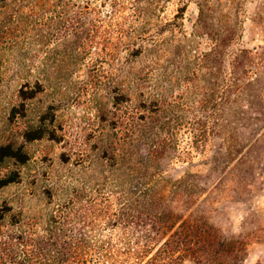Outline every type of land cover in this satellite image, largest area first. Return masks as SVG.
Listing matches in <instances>:
<instances>
[{
    "label": "rangeland",
    "instance_id": "374dc122",
    "mask_svg": "<svg viewBox=\"0 0 264 264\" xmlns=\"http://www.w3.org/2000/svg\"><path fill=\"white\" fill-rule=\"evenodd\" d=\"M178 1L171 0L166 10L159 13L161 20L174 17ZM200 1L188 3L184 19L179 21L180 27L176 30H164V27L159 30L155 24L158 20L151 16L152 28L146 32L149 35L139 29L135 36L124 40L121 28L127 30L128 25L110 7L93 8L89 27L84 24L81 8L71 6L64 14L67 24L61 26L56 18L48 29L35 26V6L29 7L32 6L29 3L35 5V0H7L3 17L18 13L24 20L19 30L0 44V146L21 147L27 161L11 160L2 165L3 175L15 173L18 180L0 189V212L6 213L0 220V264H86L87 247H79L76 252L79 256H74L72 261L67 236L54 232L50 217L57 204L69 198L72 188L91 191L100 186L120 192L122 187L129 186L123 170L111 167L110 158L117 152L115 145L119 139L123 147L116 149L129 148L126 141L130 127L118 128L117 120L121 115L129 123L142 99L131 88L134 72L148 74L150 64L160 61L155 76L162 81L164 90L159 91L162 90L168 101H178L183 96L182 101L191 103V90L188 92V82L183 78H191L188 44L195 34ZM236 1L242 22L240 46L250 50L264 46V0ZM52 15L59 16L56 12ZM26 18L33 19L32 24ZM146 35L153 37L162 48L151 51ZM122 39L133 47L145 48L146 52L138 58H129L125 50L118 52L115 47ZM197 40L200 53L207 52L211 45L208 37L203 35ZM38 81L44 86L43 92L24 103V114L21 112L12 118L14 108L22 110L21 90L31 92ZM122 84L130 99L123 106L115 107L113 98ZM147 93L155 96L158 89L153 87ZM259 128L264 129V124ZM30 132L44 136L29 140L26 135ZM147 135L154 139L152 132ZM175 140L176 155L191 149L189 136L179 135ZM148 142L147 138L137 142L136 152L144 155ZM222 147L220 137L213 138L207 152L221 154ZM255 155L254 169L246 171L245 175L250 178L242 187L228 181L217 188L216 181L206 177L208 168L197 170L178 158L169 168L175 179L199 171L204 187L210 191L202 208L210 222L223 233L243 237L248 246L245 264H264V142L256 148ZM49 192L53 194V204H50ZM122 223L120 226L115 220H93L88 230L92 231L91 249L98 253L100 242L110 238V246L105 249L114 254L128 253L130 246H122L115 236L130 238L133 230L140 227L137 222L126 219ZM107 264L133 262L126 256H118ZM185 264L198 263L191 255V262Z\"/></svg>",
    "mask_w": 264,
    "mask_h": 264
},
{
    "label": "trees",
    "instance_id": "16d2710c",
    "mask_svg": "<svg viewBox=\"0 0 264 264\" xmlns=\"http://www.w3.org/2000/svg\"><path fill=\"white\" fill-rule=\"evenodd\" d=\"M170 1L35 0V5L29 3L32 5L29 7L35 6V26L48 29L56 18L64 27L67 24L64 14L71 6L81 8L85 15L84 24L89 27L92 25L90 15L93 8L110 7L116 17L128 25L127 30L121 28L124 30L121 35L126 40L135 36L139 29L145 33L151 29V16L158 20L155 24L159 25V30L161 27L164 30L179 28V21L184 19L191 0H179L174 17L163 21L159 13L166 10ZM6 2L0 0V44L9 40L24 20L18 13L3 17ZM198 8L195 34L188 44L191 50V78H183L188 82V92L191 90V103L182 101L183 96L178 101L167 100L162 92V81L155 76L160 61L150 64L148 74L134 72L131 88L142 99L129 123L121 115L117 120L118 128L130 127V137L126 141L129 148L116 149L123 147V141L119 139L117 147L115 145L117 152L110 158L113 161L111 167L123 170L129 186L122 187L120 192L109 189L107 192L100 186L98 190L91 191L72 188L69 198L65 203L57 204L50 217L54 232L67 236L66 244L72 261L76 258L74 256H79L77 249L83 246L87 247L84 251L86 264H107L118 256L130 258L133 264H185L191 262V255L198 264H245L248 246L243 237L223 233L210 222L202 208L210 197V191L204 187L199 171L188 172L178 179L169 173L171 163L178 158L191 167H197V170L208 168L206 177L216 181L217 188L228 181L235 187H242L250 178L245 175L246 171L254 169L256 148L264 142V129L259 128L260 124H264V46L252 50L240 46L242 22L236 0H201ZM52 12L59 16H53ZM26 20L32 24L33 19ZM148 35L146 38L151 42V51L161 49L162 46ZM203 35L208 37L211 45L207 52L200 53L197 38ZM115 47L118 52L125 50L129 58H138L146 52L145 48L133 47L123 39ZM186 47L184 49L188 50ZM120 86L113 98L115 107L123 106L130 99L125 85ZM153 87L158 89L155 96L147 93ZM43 90L44 86L39 81L31 92L21 90L22 110L14 108L12 118L21 112L24 114V103ZM153 124H158L156 129ZM151 132L154 139L147 135ZM179 135L189 136L191 149L176 155L174 151L178 147L175 138ZM26 136L29 140H36L44 134L30 132ZM219 137L223 143L222 153L209 155L208 143ZM146 138L148 148L143 155L136 152V144ZM11 160L25 163L27 155L21 147L10 144L0 146V189L18 180L17 174L3 175L1 171L2 165ZM48 197L53 204L51 192ZM5 214L0 212V220ZM102 219L115 220L120 226L125 219L139 224L140 229H134L130 238L115 236L116 242L130 246L128 253L114 254L105 249L110 246V238L107 242H100L98 253L91 249L92 231L88 230L93 220Z\"/></svg>",
    "mask_w": 264,
    "mask_h": 264
}]
</instances>
